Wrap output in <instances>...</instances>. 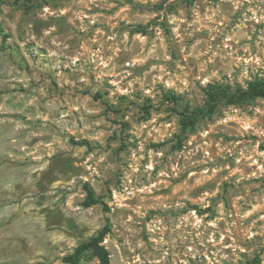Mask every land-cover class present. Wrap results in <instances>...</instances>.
<instances>
[{
	"label": "rangeland",
	"instance_id": "rangeland-1",
	"mask_svg": "<svg viewBox=\"0 0 264 264\" xmlns=\"http://www.w3.org/2000/svg\"><path fill=\"white\" fill-rule=\"evenodd\" d=\"M256 77L264 0H0V264H264V99L164 100Z\"/></svg>",
	"mask_w": 264,
	"mask_h": 264
},
{
	"label": "trees",
	"instance_id": "trees-1",
	"mask_svg": "<svg viewBox=\"0 0 264 264\" xmlns=\"http://www.w3.org/2000/svg\"><path fill=\"white\" fill-rule=\"evenodd\" d=\"M205 100L201 105L190 107L185 104L182 110L177 106L182 104L180 95L168 90L164 95V100L170 104V109L178 115V122L181 130H191L197 121L201 118L211 116L221 103L229 105L248 104L257 98L264 99V77H256L247 81L244 85L230 82H210L204 88ZM79 145H89L88 141L83 139L76 142ZM85 191L83 204L91 206L100 202L94 189L87 182L82 185ZM109 227L106 225L98 229L88 239L79 242L69 253L62 257L65 264H83L82 259L87 252L93 251L98 253L106 262V251L101 245ZM33 264H45L41 261Z\"/></svg>",
	"mask_w": 264,
	"mask_h": 264
}]
</instances>
